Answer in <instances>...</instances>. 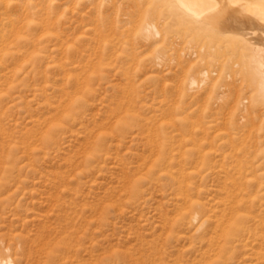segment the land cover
Masks as SVG:
<instances>
[{"label": "rangeland", "instance_id": "1", "mask_svg": "<svg viewBox=\"0 0 264 264\" xmlns=\"http://www.w3.org/2000/svg\"><path fill=\"white\" fill-rule=\"evenodd\" d=\"M74 3L0 0V156L22 168L0 193V256L47 264L61 245L49 264H256L220 229L201 162L177 150L161 90L174 76L146 52L129 88L109 53L95 58Z\"/></svg>", "mask_w": 264, "mask_h": 264}, {"label": "bare ground", "instance_id": "2", "mask_svg": "<svg viewBox=\"0 0 264 264\" xmlns=\"http://www.w3.org/2000/svg\"><path fill=\"white\" fill-rule=\"evenodd\" d=\"M74 1L81 36H90L95 58L109 53L129 88L146 52L153 69L174 76L161 90L173 93L177 150L184 148L193 169L201 162L209 201L221 208L220 229L264 264V0ZM21 171L13 156H0V193L22 182ZM188 214L190 223L201 218ZM0 264L15 263L0 256Z\"/></svg>", "mask_w": 264, "mask_h": 264}]
</instances>
